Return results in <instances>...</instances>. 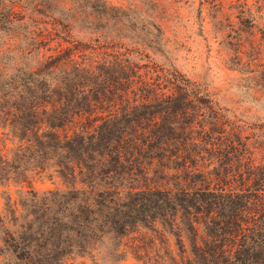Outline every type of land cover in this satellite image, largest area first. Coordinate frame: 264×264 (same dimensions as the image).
I'll list each match as a JSON object with an SVG mask.
<instances>
[{
	"label": "trees",
	"instance_id": "trees-1",
	"mask_svg": "<svg viewBox=\"0 0 264 264\" xmlns=\"http://www.w3.org/2000/svg\"><path fill=\"white\" fill-rule=\"evenodd\" d=\"M136 21L104 0H0V187L21 188L0 264H264V158L198 86L142 63L127 42L163 54L162 35ZM37 175L56 188L23 190Z\"/></svg>",
	"mask_w": 264,
	"mask_h": 264
},
{
	"label": "rangeland",
	"instance_id": "rangeland-1",
	"mask_svg": "<svg viewBox=\"0 0 264 264\" xmlns=\"http://www.w3.org/2000/svg\"><path fill=\"white\" fill-rule=\"evenodd\" d=\"M104 1L135 16L136 32L150 30L141 18L153 22L161 31L163 54L145 46L128 42L127 45L147 56L142 63L173 67L209 95L227 118L239 126L241 137L248 138L253 159L258 162L264 158V97L247 69L264 78V40L259 32L264 28V0ZM238 62L247 65V71H237ZM0 140V149L5 153L12 144L1 131ZM30 187L51 190L56 185L37 175L31 183L22 185L23 190ZM20 189L0 187V211L8 191L15 202ZM132 263L130 260L128 264Z\"/></svg>",
	"mask_w": 264,
	"mask_h": 264
}]
</instances>
